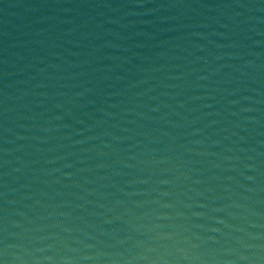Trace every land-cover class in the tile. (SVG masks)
<instances>
[{"label":"water","instance_id":"95a60500","mask_svg":"<svg viewBox=\"0 0 264 264\" xmlns=\"http://www.w3.org/2000/svg\"><path fill=\"white\" fill-rule=\"evenodd\" d=\"M0 264H264V0H0Z\"/></svg>","mask_w":264,"mask_h":264}]
</instances>
